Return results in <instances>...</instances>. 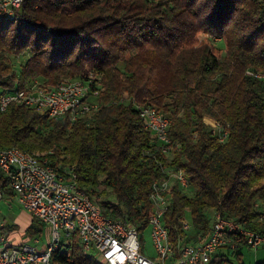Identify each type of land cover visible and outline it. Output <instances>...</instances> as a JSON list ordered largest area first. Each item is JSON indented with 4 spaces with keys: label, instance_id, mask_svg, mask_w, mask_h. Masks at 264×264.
<instances>
[{
    "label": "trees",
    "instance_id": "1",
    "mask_svg": "<svg viewBox=\"0 0 264 264\" xmlns=\"http://www.w3.org/2000/svg\"><path fill=\"white\" fill-rule=\"evenodd\" d=\"M259 74L264 0H23L13 15L0 16V95L33 78L50 86L91 75L90 88L100 86L89 99L99 109L71 119L12 104L0 110V149L17 147L72 171L103 215L136 228L142 250L151 185L165 178L163 165L181 169L189 184L171 191L163 216L174 253L205 237L216 213L264 236ZM136 105L170 120L169 157ZM204 116L227 131L223 140ZM0 187L13 195L1 169ZM28 219L25 242L46 226ZM51 262L103 264L83 250L76 232Z\"/></svg>",
    "mask_w": 264,
    "mask_h": 264
},
{
    "label": "built area",
    "instance_id": "2",
    "mask_svg": "<svg viewBox=\"0 0 264 264\" xmlns=\"http://www.w3.org/2000/svg\"><path fill=\"white\" fill-rule=\"evenodd\" d=\"M22 1L0 0V16L13 15ZM88 77L63 79L50 86L33 78L22 88L2 93L0 110L15 104L34 107L49 117L66 115L74 119L91 114L99 109V104L89 97L99 93L100 85L97 83L94 89L90 88L91 75ZM135 107L160 152L169 157L172 148L167 134L170 120L152 106ZM212 129L213 133L219 134L220 140L227 135V131L215 121ZM163 168L165 178L155 179L151 185L152 211L148 229L154 255L147 256L136 228L103 215L93 198L78 186L72 171L67 175L61 173L49 165L46 158L17 147L0 149V169L7 175V184L15 200L29 215L44 222L50 234V241L44 248L27 241L15 242L8 238L0 220V264H52L51 253L74 232L83 250L103 264H231L216 259L220 247L234 248L240 243L253 248L264 245V236L216 213L212 228L205 237L181 244L174 253L163 216L170 203L171 191L174 188L187 190L189 184L181 169L164 165ZM3 195L0 187V200Z\"/></svg>",
    "mask_w": 264,
    "mask_h": 264
},
{
    "label": "rangeland",
    "instance_id": "3",
    "mask_svg": "<svg viewBox=\"0 0 264 264\" xmlns=\"http://www.w3.org/2000/svg\"><path fill=\"white\" fill-rule=\"evenodd\" d=\"M198 37L205 38L204 33H199ZM215 46L222 49L223 42L215 39L213 41ZM203 121L208 124V126H213L214 120L208 116L203 117ZM29 213L21 207V205L15 200L13 195L4 194L0 200V220L5 226L8 238L12 241H18L17 239L24 238V234L27 230L29 224ZM50 234L48 227L45 226L44 231L41 235L27 241L28 243L37 246L38 248L46 247L47 243L50 241ZM143 252L147 256H153L154 250L152 247V242L149 235V229L144 232V247ZM222 253L225 255L227 261L231 264H255L259 261L264 260V245H260L257 248L250 247L244 243L238 244L234 248L222 247Z\"/></svg>",
    "mask_w": 264,
    "mask_h": 264
},
{
    "label": "crops",
    "instance_id": "4",
    "mask_svg": "<svg viewBox=\"0 0 264 264\" xmlns=\"http://www.w3.org/2000/svg\"><path fill=\"white\" fill-rule=\"evenodd\" d=\"M18 241H15V242H19V241H22V238H20V239H17ZM222 247H229L228 245H225V246H222ZM222 247H220L218 250H217V253H216V256L218 257V256H224V258H226L225 257V255L222 253ZM230 248V247H229ZM231 249V248H230Z\"/></svg>",
    "mask_w": 264,
    "mask_h": 264
}]
</instances>
